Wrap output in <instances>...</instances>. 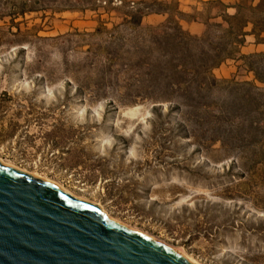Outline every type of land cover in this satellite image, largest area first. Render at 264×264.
<instances>
[{
    "label": "rangeland",
    "instance_id": "obj_1",
    "mask_svg": "<svg viewBox=\"0 0 264 264\" xmlns=\"http://www.w3.org/2000/svg\"><path fill=\"white\" fill-rule=\"evenodd\" d=\"M94 1L95 11L14 17L18 1L2 0L0 158L185 249L199 264H264L263 167L242 177L219 145L198 148L189 135L192 114L184 119L167 103L129 102L137 77L118 53L126 58L130 44H115L131 37L123 24L142 1L175 4L196 21H182L183 28L202 35L237 0ZM166 19L148 16L143 28ZM262 52L247 37L236 59L214 74L254 83L240 57Z\"/></svg>",
    "mask_w": 264,
    "mask_h": 264
},
{
    "label": "trees",
    "instance_id": "obj_2",
    "mask_svg": "<svg viewBox=\"0 0 264 264\" xmlns=\"http://www.w3.org/2000/svg\"><path fill=\"white\" fill-rule=\"evenodd\" d=\"M16 1L14 13L9 14L14 17L96 9L94 0ZM4 4L0 0V7ZM224 8L215 17L220 22H206V31L193 35L181 22L196 21L186 18L175 4L142 1L123 24L132 32L131 37L119 36L115 44L116 48L130 44L124 52L126 58L122 57L123 52L118 53V59L126 61L125 66L135 71L137 77V89L125 94L129 102L167 103L171 110L182 111L184 119L186 113L192 114L195 121L189 135L198 137V148L219 145L226 157L233 158V170L238 168V175L245 177L259 166L264 172V53L240 57L253 74L254 83L221 80L214 72L228 60L236 59L247 37L264 45V0H237ZM151 15L167 16L166 22L157 28H143L144 19Z\"/></svg>",
    "mask_w": 264,
    "mask_h": 264
},
{
    "label": "water",
    "instance_id": "obj_3",
    "mask_svg": "<svg viewBox=\"0 0 264 264\" xmlns=\"http://www.w3.org/2000/svg\"><path fill=\"white\" fill-rule=\"evenodd\" d=\"M0 264H188L94 204L0 162Z\"/></svg>",
    "mask_w": 264,
    "mask_h": 264
},
{
    "label": "bare ground",
    "instance_id": "obj_4",
    "mask_svg": "<svg viewBox=\"0 0 264 264\" xmlns=\"http://www.w3.org/2000/svg\"><path fill=\"white\" fill-rule=\"evenodd\" d=\"M0 162H1L3 165H5V166L13 167V168H15V169H17V170H19V171H21V172H24V173L30 174V175H32V176H36V177H38V178L43 179V180L46 181V182L53 183V184L57 185L58 187H60V189L63 190L65 193H67V194H69V195H71V196H73V197H75V198H77V199H79V200H82V201H85V202H88V203L93 204V202H91L89 199H87V198H85V197H79V196L74 195L73 193L69 192V191L66 190L64 187H62L61 185H59L57 182L52 181L51 179L43 178V177L37 175L36 173H30V172H28V171L22 170V169H20L19 167L13 165V164H10V163L5 162V161L2 160L1 158H0ZM97 206H98V205H97ZM99 207H100V206H99ZM102 213H104L105 215H107V217H108L110 220L115 221V222H117L118 224H120V225H122V226H124V227H126V228H128V229H130V230H132V231L139 232V233H141V234H143V235H146V236H148V237H151L152 239H154V240H156V241H158V242L164 244L165 246L170 247L172 250H174V251L177 252L179 255H181V256L186 260V262H187L188 264H199V263H198L193 257H191V256L185 251V249H183V248H176V247H174V246H172V245H169V244H167V243H165V242H162L160 239L155 238V237H153V236H151V235H149V234H147V233H145V232H143V231H141V230H139V229L132 228L131 226L125 225V224H123L121 221H119V220H117V219H114L113 217L109 216L108 213H106L104 210H102Z\"/></svg>",
    "mask_w": 264,
    "mask_h": 264
}]
</instances>
